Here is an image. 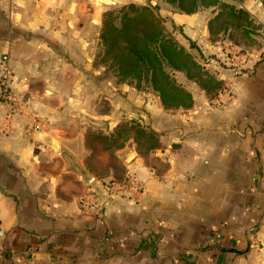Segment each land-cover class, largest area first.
I'll return each mask as SVG.
<instances>
[{
  "label": "crops",
  "instance_id": "1",
  "mask_svg": "<svg viewBox=\"0 0 264 264\" xmlns=\"http://www.w3.org/2000/svg\"><path fill=\"white\" fill-rule=\"evenodd\" d=\"M123 1L146 0H0V77L10 69L21 102L0 95V264H264V47L254 60L210 45L225 88L167 108L96 65L104 14ZM237 3L264 26V0ZM171 18L209 33L205 16ZM126 117L133 135L110 166L89 134L116 139ZM130 175L140 197L103 192ZM90 191L101 211L82 206Z\"/></svg>",
  "mask_w": 264,
  "mask_h": 264
},
{
  "label": "trees",
  "instance_id": "2",
  "mask_svg": "<svg viewBox=\"0 0 264 264\" xmlns=\"http://www.w3.org/2000/svg\"><path fill=\"white\" fill-rule=\"evenodd\" d=\"M166 0L179 14L195 15L209 9H219V14L209 22L210 33L224 16L233 27L245 36H251L257 29L249 12L236 6L237 0ZM165 20L160 18L150 6L130 4L119 11L104 14L101 45L105 48L108 63L122 79L147 83L155 90L165 107H191L193 96L177 85L170 71L185 73L190 80H198L201 88L214 99L224 84L216 77L201 73V66L192 55L167 32ZM123 46L115 53L119 43ZM196 70L198 75H193ZM133 87V86H132ZM184 98L182 104L174 105L177 96ZM186 98V99H185Z\"/></svg>",
  "mask_w": 264,
  "mask_h": 264
},
{
  "label": "rangeland",
  "instance_id": "3",
  "mask_svg": "<svg viewBox=\"0 0 264 264\" xmlns=\"http://www.w3.org/2000/svg\"><path fill=\"white\" fill-rule=\"evenodd\" d=\"M226 2H231L230 0H226ZM135 4L137 6L143 7V6H150L154 9L155 13L165 20V28L169 34H171L176 41L183 46L195 59V61L201 66L202 72L205 74H214V65L213 60L219 64H222V60L219 57V54H214L213 49H210V45L220 44V47L222 48L223 54H229L230 47L226 46L227 44H232L233 47L237 48L235 54L242 55L244 53H252L253 51L263 48L264 47V26L262 24H257L256 31L253 32L251 36H245L242 32L237 31L233 24L229 19H227L225 16L221 18L218 22L214 24L213 27V34L206 32V34L203 35L202 29L197 30V32L193 33L192 35L185 34L182 27L175 24L172 21V15L174 13H179L177 9L170 6L166 0H146L144 3L136 2V3H128L126 1H123L115 6H113V9L109 11H119L122 7ZM236 6H239V4L234 2ZM220 10L219 9H209L205 11H201L195 16H205L204 23L207 24L209 28V22L213 20L218 14ZM184 15V14H183ZM187 16V15H186ZM194 15H191L193 17ZM171 18V19H170ZM204 24V26H205ZM200 26V25H199ZM199 29V28H198ZM205 29V28H204ZM205 31V30H204ZM199 32V33H198ZM193 39H192V38ZM205 45H208L209 49H205ZM123 46V43L120 42L119 46L116 48L115 53L120 54L118 51L119 48ZM105 48L103 45H101L96 51V65L103 67L105 69V73L103 75L104 81L106 83L111 82L115 83L116 85L122 86L126 85L129 87H134L137 91H139V96L143 98L145 95L150 96H159L158 93L153 90L152 88L148 87L147 83H142L139 85L137 82H133L130 79H122L118 76V74L114 71V69L111 67L110 63H108V58L105 57ZM206 52V53H204ZM233 55V54H231ZM170 75H172L176 81L177 85L184 89V91L187 92H195L196 90H201V86L198 83V80H190L185 73L177 72V71H168ZM191 73L193 75H198L196 70H192ZM111 88V87H110ZM225 88V85L223 86V89ZM186 99V98H185ZM185 101L180 94L177 96V99L172 101L174 105L178 106L177 104H182V102ZM186 102V101H185ZM94 104H100L105 108V110L108 109V105L110 104L108 101L103 100L101 102H93ZM124 123L121 125L122 130L121 134L117 135V138L112 139V135L109 132V128L100 131L99 129H91L90 131V138L92 143V147L98 151L101 149L108 150V157L111 158L109 165L112 166V163L115 164V152L116 150L120 149L124 146L125 143L128 142L130 136L133 135L131 132V125L130 123H134L135 121L133 119H129L126 117V119L123 121ZM102 125V124H101ZM110 152V153H109ZM106 180H110V178H104ZM117 182V178L112 179Z\"/></svg>",
  "mask_w": 264,
  "mask_h": 264
},
{
  "label": "built area",
  "instance_id": "4",
  "mask_svg": "<svg viewBox=\"0 0 264 264\" xmlns=\"http://www.w3.org/2000/svg\"><path fill=\"white\" fill-rule=\"evenodd\" d=\"M241 56L243 59L250 58L254 60H259L261 58V52L244 53ZM228 62L233 64L234 67H238L234 65V60H229ZM236 72L241 73L240 70H236ZM11 75L12 74L9 68H3L2 75L0 77V95L9 100L10 108L12 111H14L16 109H19L21 102L16 97L8 94V84L11 79ZM24 114L30 121V124L28 125L29 131L31 133L42 132L43 126H41V124L38 122L37 117L33 114H30L27 108L24 109ZM102 190L105 194L109 196L122 194L124 196L128 195L132 197H140L143 194V187L140 185L137 178L131 175L128 176L123 182H116L114 180L103 182ZM81 204L85 208H94L98 211H101L103 206L101 199L95 191H90L85 196H83L81 198Z\"/></svg>",
  "mask_w": 264,
  "mask_h": 264
},
{
  "label": "water",
  "instance_id": "5",
  "mask_svg": "<svg viewBox=\"0 0 264 264\" xmlns=\"http://www.w3.org/2000/svg\"><path fill=\"white\" fill-rule=\"evenodd\" d=\"M86 180H87V184L90 186L92 183H93V178H91V177H89V176H87L86 177Z\"/></svg>",
  "mask_w": 264,
  "mask_h": 264
}]
</instances>
